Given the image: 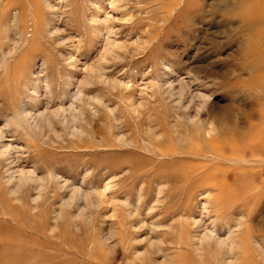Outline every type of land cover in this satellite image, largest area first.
<instances>
[{
    "label": "rangeland",
    "instance_id": "374dc122",
    "mask_svg": "<svg viewBox=\"0 0 264 264\" xmlns=\"http://www.w3.org/2000/svg\"><path fill=\"white\" fill-rule=\"evenodd\" d=\"M259 11L0 0V189L29 206L16 236L38 248L22 264H102L94 250L111 264H264V20H246ZM16 227L0 215V258ZM41 227L55 235L43 247Z\"/></svg>",
    "mask_w": 264,
    "mask_h": 264
},
{
    "label": "bare ground",
    "instance_id": "6f19581e",
    "mask_svg": "<svg viewBox=\"0 0 264 264\" xmlns=\"http://www.w3.org/2000/svg\"><path fill=\"white\" fill-rule=\"evenodd\" d=\"M257 10H258V8H257ZM264 20V11H259V13L258 14H256V15H254V16H250V17H248V18H246V20H247V22H250V23H255V22H259V21H261V20ZM84 99V98H83ZM82 102V101H81ZM66 112V111H65ZM56 116H58V115H56ZM64 119V118H63ZM69 119V118H68ZM262 120H264V118H261ZM261 122V121H260ZM38 127V126H37ZM250 130L253 132V130H254V127H250ZM244 139L246 138V139H248L251 143H255L253 140H251V139H249V137L247 136H245V135H241ZM3 137V136H2ZM5 152V151H4ZM2 154V153H1ZM5 154H6V152H5ZM8 159V158H7ZM31 173V172H30ZM29 173V174H30ZM27 174V173H26ZM25 174V175H26ZM28 174V175H29ZM34 174V172L33 173H31V175H33ZM31 177V176H30ZM29 177V178H30ZM12 179H14V178H11V180ZM32 179V178H31ZM33 179H34V177H33ZM35 179H36V177H35ZM55 179V181L57 182L58 180L56 179V178H54ZM26 180V179H25ZM24 180V181H25ZM10 181V180H9ZM8 181V182H9ZM14 181V180H13ZM20 181H23V179H21ZM34 181V180H33ZM35 181H37V180H35ZM34 181V182H35ZM27 182L29 183V181H28V179H27ZM31 183H32V181H30ZM33 182V183H34ZM40 182V181H39ZM39 182H37V183H39ZM12 183V182H11ZM51 183H53V181L51 182ZM9 184H10V182H9ZM40 184V183H39ZM54 184V183H53ZM12 185V184H11ZM25 185H28V184H26V182H25ZM55 185V184H54ZM18 186V185H17ZM21 186H22V184H21ZM13 187V186H12ZM69 187V186H68ZM17 188V190L19 189L18 187H16ZM13 189V188H12ZM15 191V195L17 194V196L19 195V193H18V191ZM14 191V190H13ZM24 191V190H23ZM74 191V190H73ZM75 191H77V190H75ZM20 192H22L21 190H20ZM79 192V191H78ZM77 193V192H76ZM223 193V191L221 190V194ZM22 194V193H21ZM21 194H20V196H21ZM233 195H234V193H233ZM236 195V194H235ZM234 195V196H235ZM13 196V195H12ZM22 196H23V194H22ZM15 197V196H14ZM17 198V197H16ZM15 199V198H14ZM18 199V198H17ZM16 199V200H17ZM11 203V200L10 199H8V198H4V194H3V190L2 189H0V213L1 214H5L6 216H8V219H9V221H14L15 220V225L17 226L16 227V229H15V232L13 233V236H10V237H8V238H6L5 240H3V242H4V246H2V251L1 252H6V253H8V254H6L5 253V255H3L1 258H0V264H10V263H12L13 262V264H22V261H23V259H25V258H27V257H35V256H37V254H36V252H38V248L37 247H29V245L28 244H30L29 243V241H27L26 243H24L23 241H21V239H19L17 236H16V234H19V233H21L22 231H25V230H27L26 228H28V223L23 219V218H20L19 217V213H26V212H28L29 213V206H27L26 204L25 205H21V206H19L18 208H14L13 207V204H10ZM0 214V215H1ZM125 215V214H124ZM7 218V217H6ZM8 221V220H7ZM58 221H63V215H62V213H60L59 215H58ZM32 227V229L30 228V230H31V233L32 234H37L36 233V230H38V233L40 232L39 231V229H37L38 227H34V226H31ZM41 231H43V232H45L46 234H48L49 235V239L48 240H46L45 242H42V244L40 245V247H43V246H45V244L46 243H51V242H54V240L53 239H51V238H53V237H55V235L54 236H52V234H49L45 229H43L42 227H41ZM53 231L57 234V236L59 235V238H58V241L59 242H55L58 246H63V245H68L69 246V248L70 249H72V251H75V247H74V244L72 243V242H70V239L68 238V236H67V232H65L64 234L62 233V231L61 230H59L58 228H57V230H55V229H53ZM61 232V233H60ZM130 232V231H129ZM125 233V232H124ZM126 234V233H125ZM30 235V234H29ZM30 236H32V235H30ZM210 237V236H209ZM207 238H208V236H207ZM213 238V237H212ZM51 241V242H50ZM72 241V240H71ZM204 241V240H203ZM209 242H210V240H208ZM207 241V242H208ZM83 242V241H82ZM85 242V241H84ZM235 243V242H234ZM54 244V243H53ZM209 244V243H208ZM211 244V243H210ZM84 245H86V244H84ZM37 246V245H36ZM118 246V245H117ZM83 247V246H82ZM120 247V246H119ZM125 247H126V245H125ZM130 247V246H129ZM203 247L204 246H202V248L201 249H203ZM131 248V247H130ZM117 249V248H116ZM40 250V249H39ZM60 250V249H59ZM119 250V249H118ZM131 250V249H130ZM204 250V249H203ZM72 253V252H71ZM104 253V252H103ZM123 253V252H122ZM69 254V253H68ZM105 254V253H104ZM115 254V253H114ZM92 256V257H91ZM91 258H93L94 259V261H96L97 263H102V264H111L110 262H108V260H107V258H105L104 257V255L100 252V250H94L93 252H92V254H91ZM125 256V255H124ZM74 257H76V253H72V255H70V258H74ZM121 257H122V255H121ZM184 258L182 259V257H181V260H178V263L177 264H192L193 263V261H191V260H187V258H186V256H183ZM131 259H132V257H131ZM65 260H67V259H64L63 261H65ZM69 260V259H68ZM133 260V259H132ZM63 261H61L60 263H56L51 257H49V258H46V262L44 263V264H62V262ZM182 261H184V263H182ZM188 262V263H187ZM203 262H204V260H203ZM24 263V262H23ZM139 263V262H138ZM204 263H207V261L205 260V262ZM30 264H32V263H30ZM35 264H39L38 262H36ZM42 264V263H41ZM65 264V263H64ZM128 264V263H127ZM136 264V263H135ZM140 264V263H139Z\"/></svg>",
    "mask_w": 264,
    "mask_h": 264
}]
</instances>
